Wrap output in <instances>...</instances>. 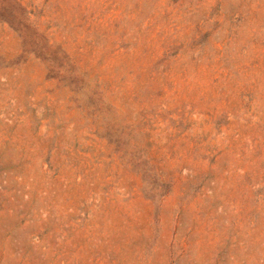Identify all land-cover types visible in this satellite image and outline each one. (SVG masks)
Here are the masks:
<instances>
[{
  "label": "rangeland",
  "instance_id": "obj_1",
  "mask_svg": "<svg viewBox=\"0 0 264 264\" xmlns=\"http://www.w3.org/2000/svg\"><path fill=\"white\" fill-rule=\"evenodd\" d=\"M0 264H264V0H0Z\"/></svg>",
  "mask_w": 264,
  "mask_h": 264
}]
</instances>
